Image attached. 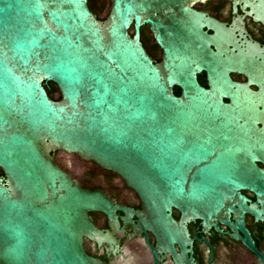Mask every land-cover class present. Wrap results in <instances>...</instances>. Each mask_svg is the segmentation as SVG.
<instances>
[{
	"label": "water",
	"instance_id": "water-1",
	"mask_svg": "<svg viewBox=\"0 0 264 264\" xmlns=\"http://www.w3.org/2000/svg\"><path fill=\"white\" fill-rule=\"evenodd\" d=\"M110 1L103 19L89 0H0V264H103L84 248L104 238L90 212L117 225L125 208L84 188L56 151L117 172L164 231L264 219V62L212 49L199 0Z\"/></svg>",
	"mask_w": 264,
	"mask_h": 264
},
{
	"label": "flooded vegetation",
	"instance_id": "flooded-vegetation-1",
	"mask_svg": "<svg viewBox=\"0 0 264 264\" xmlns=\"http://www.w3.org/2000/svg\"><path fill=\"white\" fill-rule=\"evenodd\" d=\"M89 4L101 17L90 0ZM194 8L205 15L204 30L213 36L212 49L222 55L235 53L264 62V0H199ZM147 30L150 44L145 38ZM141 31L150 55L156 62L161 61L163 50L153 32L148 26H143ZM230 74L234 80L245 82L250 79L244 72L231 71ZM198 79L208 86L205 71L198 74ZM54 157L84 188L101 190L113 204L125 208L117 210L120 221L117 225L110 223L103 211L90 212L104 238L99 241L85 237L84 248L103 264H251L258 255L247 246L244 238L264 252V219L253 213L246 211L242 218L247 233L224 222L225 217L215 219L219 229L214 224L207 227L202 219L194 218L184 228L171 227L164 231L152 222L139 194L117 172L60 151L54 152ZM259 165L263 167L262 163ZM241 192L249 198V204L258 203L262 207L255 191L242 189ZM240 213L239 210L232 212L230 219L236 222L237 218L241 219ZM172 215L180 220L182 212L173 207Z\"/></svg>",
	"mask_w": 264,
	"mask_h": 264
},
{
	"label": "trees",
	"instance_id": "trees-1",
	"mask_svg": "<svg viewBox=\"0 0 264 264\" xmlns=\"http://www.w3.org/2000/svg\"><path fill=\"white\" fill-rule=\"evenodd\" d=\"M91 2H92V0H90ZM92 7L93 8H96V7H94V5L92 4ZM97 9V8H96ZM98 11V10H97ZM99 14V13H98ZM107 16V15H106ZM106 16H104V17H102L103 19H105L106 18ZM145 38H146V41H149V37L147 36V34H145ZM148 47H149V50H150V45H148ZM45 87H46V89H47V91H48V93H49V95L51 96V97H56L57 99H60V97H61V95L59 94V95H56V93H58L59 92V90H58V87L56 86V84L54 83V82H48V83H46L45 84ZM175 92L177 93V94H179L180 93V89L179 88H177L176 90H175ZM0 174L1 175H3V171L0 169Z\"/></svg>",
	"mask_w": 264,
	"mask_h": 264
},
{
	"label": "rangeland",
	"instance_id": "rangeland-1",
	"mask_svg": "<svg viewBox=\"0 0 264 264\" xmlns=\"http://www.w3.org/2000/svg\"><path fill=\"white\" fill-rule=\"evenodd\" d=\"M92 4L97 8L98 13L101 17H104L108 14L111 1L110 0H92ZM147 35L150 36L149 31L147 30ZM149 44H150V38H149ZM58 95V93H56Z\"/></svg>",
	"mask_w": 264,
	"mask_h": 264
}]
</instances>
